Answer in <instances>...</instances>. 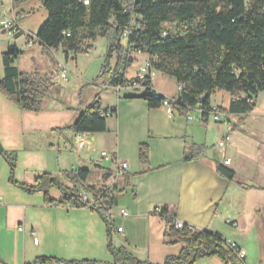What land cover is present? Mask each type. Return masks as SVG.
<instances>
[{
    "label": "crops",
    "instance_id": "obj_1",
    "mask_svg": "<svg viewBox=\"0 0 264 264\" xmlns=\"http://www.w3.org/2000/svg\"><path fill=\"white\" fill-rule=\"evenodd\" d=\"M13 10L11 7L10 11ZM17 25L21 32L27 31L18 21ZM25 43L28 47L37 43L38 52L48 59L51 72L40 74L48 81L54 76L51 68L63 63L61 50L50 52L55 60L53 64L42 53V46L37 41L25 39ZM14 45L16 46V40ZM148 59L141 53H133L131 63L135 61L140 64V61H143L144 65ZM131 63L125 68V79H132L127 75ZM142 65L137 67L136 72ZM17 69L24 73L36 72L20 70L18 67ZM146 74L150 77L153 91L165 98L177 95L178 85L173 78L167 75L162 77L173 82V86L169 88L156 80L159 72L149 67ZM59 77V74L54 76L53 83H60ZM95 79L92 82H80L79 99L71 105H66L64 109L50 108L48 111L45 108L47 94L41 110L37 113L19 109L0 91V102L4 103V97L10 105L21 110L25 129L48 133L56 144V147L47 149L49 152L42 151L43 153L31 150V147H2L8 152H16L14 180L31 185L37 175L48 173L62 184L65 182L62 173L72 171L67 170L70 167L69 157L72 156V163L77 165L71 166L76 167L73 170H89L83 185L91 190L87 192L90 198L93 195L98 196L103 187H109L111 194L117 197L116 204L109 208L114 229L111 239L115 240V248L123 247L138 260L153 264H162L167 256H177L183 244L167 243L164 237L165 223L153 214L156 208L166 206L169 212L175 214L177 221L195 229L217 232L227 242L236 243L246 252L245 264H248L246 243L251 239L255 247L259 248L258 255L261 257L253 264H264V215L260 218H248L246 211L233 202L234 195L239 194L237 190L243 186L234 180L239 169L233 164L236 157L248 161L249 164L251 161L255 172L258 165L264 166V100L259 99L260 94L254 109L249 113L222 115L219 120L214 116L211 118L209 114L203 119L201 112L194 107L191 112L196 119L192 120L188 118L187 113L182 116L164 105L149 108L146 101L129 98L143 91L123 87L117 92L104 80ZM100 85L115 92L105 93L101 91ZM217 94L225 98V104L220 107L227 109L229 94ZM96 95L101 99L103 109L114 112L107 116L106 131L80 133L86 145L79 150L75 146V134L69 127ZM210 105L215 106L211 103ZM222 120L226 124L215 125L214 122ZM8 121V115L3 116L1 110L0 122L5 124L7 131L15 132L16 126ZM225 135L229 136V140L224 146L218 147L217 142ZM141 145L147 146L146 165L141 164L139 160ZM191 146L202 148V155L194 160L183 161V155ZM101 151L116 152L121 160L126 161V174L115 180L113 166L101 157ZM214 156L220 158L219 163H222L224 158L231 160L227 167L235 173L232 180L217 174ZM49 160L56 162L59 168L54 171H58V175L50 170L52 165H49ZM84 163H89L90 167L84 168L87 167L83 166ZM20 164L26 165V168L18 171ZM91 174L99 178L97 184L90 183ZM233 183L239 187H232ZM80 192L85 191L80 188L78 194ZM60 197L61 195L53 199ZM122 208L127 210V216L119 214ZM19 226L23 227V230H18ZM117 227H122V231L117 232ZM33 239H37V244L33 243ZM39 256L64 260L112 261L107 251L105 224L97 212L87 207L69 208L45 204L42 191L30 192L9 181V166L0 155V264H25ZM194 264L223 263L211 257L197 260Z\"/></svg>",
    "mask_w": 264,
    "mask_h": 264
},
{
    "label": "trees",
    "instance_id": "obj_2",
    "mask_svg": "<svg viewBox=\"0 0 264 264\" xmlns=\"http://www.w3.org/2000/svg\"><path fill=\"white\" fill-rule=\"evenodd\" d=\"M1 1V0H0ZM26 0H12V9ZM46 11V19L34 35L42 53L55 64L51 51L73 55L88 53L97 36L107 39V54L98 78L112 87H129L136 79H125L124 71L131 63L129 49L148 56L150 68L171 78L181 88L169 101L171 111L185 116L188 107H197L205 119L213 110L210 96L215 91L229 94L227 109L215 107L222 115L246 114L255 107L258 95L264 91V0H38ZM18 16L15 17L17 24ZM6 33L7 31H3ZM126 34L124 35V33ZM21 33H15L18 37ZM30 39V37H28ZM122 39L126 44H122ZM116 53V63L109 69ZM22 50L12 45L1 55L3 75L0 91L21 110L39 112L50 90L47 79L39 73L20 72L14 65ZM144 91L129 98L146 101L149 108L162 106L166 98L155 96L151 80L144 78ZM204 99L200 101V97ZM114 111L102 108L98 95L86 106L69 127L74 134L98 133L107 130V116ZM203 149L191 146L183 161L199 158ZM0 155L9 166V181L27 191H42L47 205L69 208L87 207L103 220L107 234V251L111 262L97 260H64L50 256L36 257L25 264H153L140 261L123 247L112 245L113 223L108 209L116 204L111 191H101L92 203L78 197L81 188L91 192L83 182L87 169L64 171V186L48 173L37 175L31 185L14 180L17 156L0 144ZM141 164L147 163V146L139 149ZM219 176L232 180L234 171L216 162ZM58 186L59 199L48 196L51 187ZM110 194V195H109ZM158 209V210H157ZM153 214L165 223L167 243H182L177 256H167L162 264H194L197 260L215 257L223 264H238L236 254L219 233L195 229L183 223L176 229L174 213L166 206Z\"/></svg>",
    "mask_w": 264,
    "mask_h": 264
},
{
    "label": "rangeland",
    "instance_id": "obj_3",
    "mask_svg": "<svg viewBox=\"0 0 264 264\" xmlns=\"http://www.w3.org/2000/svg\"><path fill=\"white\" fill-rule=\"evenodd\" d=\"M2 2V3H1ZM12 0H1L0 1V21L4 19H15L18 16V22L21 24L22 28L27 31L21 32L18 25L14 27V32L12 34L4 33L5 28L0 27V79L3 75L2 70V62L1 55L8 48L14 45V41L16 40L17 48L23 50V53L19 55V57L15 60L14 65H16L20 70H30L28 72H39V74H49L50 63L45 56H42L40 52H38V44H34L32 47H28L25 43V39L36 41L34 35L36 34L38 28L46 19V11L43 8L42 4L38 0H26L20 3L16 8H14L13 12H11ZM15 11V12H14ZM31 33H30V32ZM15 33H21L18 37H14ZM33 33V35H32ZM30 37V39L28 38ZM122 44H126V40L122 39ZM92 48L88 53L73 55L71 53L64 54L61 51V60L62 64L65 66V79H60L61 82L58 84L53 83V77L60 75L61 68H51L54 71V76L51 79H48L51 84L50 91L48 93V100L45 102V108L49 111L50 108L53 110L56 109H64L66 105H71L75 101L79 99V90L81 88L80 82H92L97 76H99L100 68L103 65L106 54H107V39L105 37L97 36L93 42H91ZM116 53H113V57L110 59L109 69L114 67V60ZM144 57H148L146 54H143ZM76 58V59H75ZM138 62L132 61L131 65L128 68L127 75L128 77L134 78L136 76V69L139 65H142L143 61ZM136 64V65H135ZM154 70V69H153ZM159 72L157 70H154ZM48 72V73H47ZM51 72V71H50ZM81 72V73H80ZM159 76L156 77V80L159 83L166 84L169 88L173 86V82L169 80H165L167 78L164 77L163 73L159 72ZM162 75V76H160ZM96 81L104 80L101 78H96ZM101 91L105 93L115 92L111 88H104L100 85ZM137 91H144L143 88L137 89ZM217 93H226L223 91H215L210 96V103L215 106L212 108L222 106L225 104V98L221 97V95ZM227 95V94H226ZM4 103L0 102V112L3 111V116L8 115L10 123H14L17 130L15 132L7 131L5 124L0 122V144L2 147H31V150L39 151H47L49 147H56L54 139L52 135L48 133L39 132L36 129H25L23 127L22 122V114L21 110L15 108L10 105L8 101L3 97ZM259 99L264 100V91L260 93ZM6 104V105H5ZM210 117H213V114H210ZM215 125L218 124H226L225 121L214 122ZM52 145V146H51ZM222 156V151L219 152ZM252 154V152H251ZM52 157L51 154H48ZM69 168L67 170H73L77 166L76 163H72V156L69 157ZM264 162V155H263ZM50 170L52 172H56L54 174L58 175L56 162H52L49 160ZM239 167L238 174L235 177V181L240 182L243 186L240 188L237 184L233 183L232 187H239V194H235V198L233 200L234 205L240 206L245 210V215L248 218L254 216L255 218H260L264 215V166L258 165L256 172L254 171V167H252V163L250 164L248 161H244L240 157H236L234 163ZM260 164V162H259ZM83 166H87L84 168H89V163H84ZM21 168H26V165L20 164L18 171ZM51 172V171H49ZM64 181V179H63ZM89 181L91 184H97L99 182V178H96V175L91 174L89 177ZM234 181V182H235ZM66 182V181H65ZM68 185V182L65 184ZM248 187V189H245ZM240 193H243L241 195ZM61 195V191L58 186L51 187L48 192V196L51 198H57ZM264 218V217H263ZM231 230H234L232 226H229ZM115 241V240H113ZM112 241V245H113ZM258 249V250H257ZM246 250L248 253V264H253V262H258L261 257H259V248L255 247L254 242L252 240H248L246 243ZM53 264H60L58 262H54Z\"/></svg>",
    "mask_w": 264,
    "mask_h": 264
},
{
    "label": "built area",
    "instance_id": "obj_4",
    "mask_svg": "<svg viewBox=\"0 0 264 264\" xmlns=\"http://www.w3.org/2000/svg\"><path fill=\"white\" fill-rule=\"evenodd\" d=\"M16 26L15 24V19H4V20H1L0 21V27L2 28H5L4 31H7V33L9 34H12L14 31V27ZM126 34V32L124 33V35ZM133 53H139L137 51H134L132 49H129L128 51V56L131 58L132 54ZM57 67L61 68V73H60V79H65V66L62 64V63H59L57 65ZM150 67V64H149V61H147L144 65L140 66L139 69L137 70L136 72V76L134 77V79L137 80V82H134L132 83L129 87L132 88V89H139V88H144V85H143V82H144V78L147 77L148 75L146 74V71L147 69ZM115 90L118 92L120 90V87L119 86H116L114 87ZM181 88V85H178L177 87V91ZM160 95L159 93L155 92V96H158ZM169 101H173L174 102V99L173 98H166L165 100H163V103L162 105L166 106L169 108ZM194 107H188L187 109V114H188V118L189 119H196V117H194L192 115V110H193ZM198 111L201 112V110L198 108ZM210 114H213V116L215 117L216 120H219L222 116L221 113H219L218 111H216L215 108H213L212 112ZM74 139H75V146L77 147V149L81 150L85 147L86 145V142L85 140L82 138V136L79 134H75L74 136ZM229 140V136L228 135H225L223 137H221L219 139V141L217 142V146L218 147H222L225 145V143ZM101 154V157L107 161H109L112 166H113V173H114V176H115V180L120 177V176H123L126 174V171H127V162L124 161V160H121L117 153L116 152H107V151H101L100 152ZM231 162V160L229 158H224L222 160V164L227 166L229 165ZM104 190H107V191H110V188L109 187H104ZM110 195V194H109ZM100 194L97 196V198H99ZM78 197L80 198L81 201L83 202H88V203H92V198H90L87 193L85 192H80L78 194ZM158 210V209H157ZM109 211V209H108ZM119 214L121 216H127L128 215V212L126 209L122 208L120 209L119 211ZM175 227L176 229H180L183 225V223H181L180 221H177L175 220ZM18 230H23V227L19 226L18 227ZM116 231L117 232H121L122 231V227H117L116 228ZM34 234V233H33ZM33 243L34 244H37V239H33ZM229 245V248L232 249V251L236 254V257L238 259V264H245L244 262V258H245V255H246V252L245 250L239 248L236 243L234 242H229L228 243Z\"/></svg>",
    "mask_w": 264,
    "mask_h": 264
},
{
    "label": "water",
    "instance_id": "obj_5",
    "mask_svg": "<svg viewBox=\"0 0 264 264\" xmlns=\"http://www.w3.org/2000/svg\"><path fill=\"white\" fill-rule=\"evenodd\" d=\"M204 99V96L200 97V101H202ZM214 159L216 162H220V158L219 157H215L214 156Z\"/></svg>",
    "mask_w": 264,
    "mask_h": 264
}]
</instances>
